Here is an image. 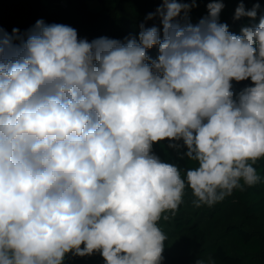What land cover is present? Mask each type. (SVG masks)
Wrapping results in <instances>:
<instances>
[{"label":"clouds","instance_id":"9594fccd","mask_svg":"<svg viewBox=\"0 0 264 264\" xmlns=\"http://www.w3.org/2000/svg\"><path fill=\"white\" fill-rule=\"evenodd\" d=\"M196 5L163 0L162 37L143 24L124 41L43 20L0 27V264H64L69 253L162 264L159 222L186 188L211 208L261 181L264 16L237 35L219 22L221 0L187 22ZM259 8L241 2L234 19ZM249 78L234 98L232 81ZM164 140L195 167L163 162L153 145Z\"/></svg>","mask_w":264,"mask_h":264},{"label":"trees","instance_id":"16d2710c","mask_svg":"<svg viewBox=\"0 0 264 264\" xmlns=\"http://www.w3.org/2000/svg\"><path fill=\"white\" fill-rule=\"evenodd\" d=\"M66 1V2H65ZM82 0H0V27L8 33L13 28L21 33L27 32L37 20L46 24H65L77 30L79 39L91 41L99 37H108L124 41L126 37L138 39L141 24L145 28L157 27L163 35L161 17L156 14L163 5V0H96L101 10L94 12L83 9L79 4ZM190 2V0H178ZM212 0H197L196 7L188 13V21L197 24L208 15L207 4ZM224 4L219 22L226 23L228 30L241 34L242 27L257 25L264 16V0H221ZM245 10H251L259 3L255 19L241 17L234 19L235 9L240 3ZM156 14L149 19V14ZM183 12L181 13V17ZM180 19V18H178ZM181 24L185 23L180 20ZM148 55L155 59L158 56V46L148 50ZM237 95L244 88L252 86L250 78L245 81H232ZM182 143V142H180ZM169 141L164 140L153 145V152L163 162L177 165L183 174L186 168L195 167L185 157L180 155L186 148L179 150L170 148ZM261 181L245 190H234L224 201L209 208L191 211L187 219L188 229L195 241L194 249L173 254L169 249V235L162 229L168 239L165 241L162 264H196L198 259L207 260L211 256L215 264H264V159L257 162ZM195 197L186 188L183 202ZM228 212L231 216L228 217ZM180 228L181 223L177 222ZM208 225V227H207ZM207 227V228H206ZM213 232L216 238H210ZM83 247V245L81 246ZM64 264H106L99 253L91 256L78 257L70 253L65 256Z\"/></svg>","mask_w":264,"mask_h":264},{"label":"rangeland","instance_id":"374dc122","mask_svg":"<svg viewBox=\"0 0 264 264\" xmlns=\"http://www.w3.org/2000/svg\"><path fill=\"white\" fill-rule=\"evenodd\" d=\"M79 4L84 10L88 9L94 12H98L99 10H101V6L97 3L96 0H82ZM32 26L33 25H31L30 28ZM232 91L235 94V98L237 92L233 86ZM193 209L199 210L204 208L203 206L200 208L194 207L192 204V200L187 199L179 206L174 216H172L171 213H165L166 215H169L171 217L168 221L161 219V221L159 222V226L161 227V229L165 230L169 235V249L173 254H179L181 252L194 249L195 247V241L193 240L191 233L187 227V219L189 216L191 217V211ZM230 216L231 212H228V217ZM177 222L181 223L180 228L178 227ZM209 236L211 239L216 238V234H214L213 232H211Z\"/></svg>","mask_w":264,"mask_h":264}]
</instances>
